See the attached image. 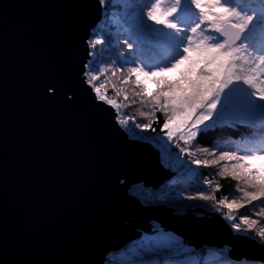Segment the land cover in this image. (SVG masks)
Segmentation results:
<instances>
[{"label":"snow or ice","instance_id":"1","mask_svg":"<svg viewBox=\"0 0 264 264\" xmlns=\"http://www.w3.org/2000/svg\"><path fill=\"white\" fill-rule=\"evenodd\" d=\"M9 7L0 5L5 40ZM59 7L67 10L59 25L62 41L51 57L28 63L22 87L31 107L78 115L77 126L99 138L102 161L92 218L74 241L84 255L32 258L36 242L28 229L10 227L5 191L0 194V264H112L110 250L123 257L121 264H238L235 249L242 241L254 245L251 264H264V167L248 163L264 161V0H124L115 10L109 0H69ZM0 74L3 108L6 55ZM132 105L139 106L142 122L125 114ZM161 118L160 133L150 135ZM217 122L254 131L235 150L191 146ZM5 131L6 122L0 123V135ZM149 140L176 145L179 156L194 166L192 172L214 166L219 177L235 181V192L228 195H218L221 183L207 177L206 190L180 193V203L195 202L192 206L207 209L204 215L218 225L175 217L188 221L182 228L145 215L159 208L171 214L158 175L178 174L186 166L177 169V157L170 151L156 154ZM136 148L148 149L154 163ZM256 205L259 209L250 212ZM125 215L139 219L128 223Z\"/></svg>","mask_w":264,"mask_h":264},{"label":"water","instance_id":"2","mask_svg":"<svg viewBox=\"0 0 264 264\" xmlns=\"http://www.w3.org/2000/svg\"><path fill=\"white\" fill-rule=\"evenodd\" d=\"M67 2L0 0V5H11L4 14L6 40L0 38V60L5 55L7 58V104L0 108V123L6 122V131L0 135V194L6 191L10 227L30 231L36 242L32 258L40 260L84 255L74 241L80 229L91 222L92 192L102 161L99 138L90 128L77 126L78 115L33 108L23 92L22 72L28 63L51 57L62 41L59 25L67 10L59 5ZM3 91L4 76L0 74V95ZM135 151L146 162L154 163L147 155L148 149ZM174 174L159 173L158 179L163 185ZM167 207L171 214L159 208L145 215L159 216L167 224L182 228L188 221L175 217H198L202 223L219 224L216 218L204 215L206 211L202 209L175 213ZM138 219L123 217L132 224ZM253 250L251 242L242 241L235 254L239 262H251L248 257Z\"/></svg>","mask_w":264,"mask_h":264},{"label":"trees","instance_id":"3","mask_svg":"<svg viewBox=\"0 0 264 264\" xmlns=\"http://www.w3.org/2000/svg\"><path fill=\"white\" fill-rule=\"evenodd\" d=\"M124 0H109L110 7L115 10V8L119 5H122ZM110 59H115V57H110ZM102 62H109V59H106ZM153 85L150 83L149 87ZM138 105L129 106L125 110V114L128 115H137L136 108ZM144 118H140L137 115V121L142 122ZM162 122V118L159 122H154L155 132L150 133V135H156L160 133V123ZM130 126L133 130L139 133L138 129H135V124L130 122ZM258 127V125H257ZM254 129L252 127H240V126H228L227 124H214L208 126V128L202 130L199 139H197L194 143L191 144L194 148H200L205 145L215 146L219 150H224L227 148H231L233 150L237 148H242L245 146L246 141L251 139ZM170 148L172 149V153L177 156L179 160V164L177 163V169L180 168V163L186 165L180 170L177 174L173 175V177L163 184L161 191L166 193L165 200L168 202L167 206H170L175 213H184L186 210H196L202 209L207 212L205 208L193 207L192 204L195 202L189 203H180L183 200V197L180 195L181 192H192L197 190H206V186H202V181L205 177L209 179H213L215 181H219L222 185L221 189L218 192V195H228L230 192H235V181L230 178H221L217 175L218 169L214 166L206 167L202 172L195 173L190 171L191 166L187 161L186 157L179 156V148L176 145L170 144ZM203 157L205 154L200 153ZM258 162H264L260 159H252L249 160L248 163L251 167ZM172 163V161H169ZM202 203V202H201ZM260 205H256L255 209L249 210L250 212L258 210ZM219 214V213H218ZM154 223V222H151ZM108 260L112 262V264H121L123 257L120 256L119 252H111L108 254ZM238 264H251V262H247L245 260H241Z\"/></svg>","mask_w":264,"mask_h":264},{"label":"rangeland","instance_id":"4","mask_svg":"<svg viewBox=\"0 0 264 264\" xmlns=\"http://www.w3.org/2000/svg\"><path fill=\"white\" fill-rule=\"evenodd\" d=\"M172 74L173 73H167V75H172ZM216 124H218V125L223 124V122H217ZM209 126H211V125H209ZM141 139H143V138L141 137ZM148 143H150L154 148H156L158 150L159 154L166 153L169 151L172 152V149L170 148V142H167L166 140L159 141V142H152L151 140H149ZM178 162H179V160H178ZM253 167L260 169V168L264 167V162H258L257 164H254Z\"/></svg>","mask_w":264,"mask_h":264},{"label":"built area","instance_id":"5","mask_svg":"<svg viewBox=\"0 0 264 264\" xmlns=\"http://www.w3.org/2000/svg\"><path fill=\"white\" fill-rule=\"evenodd\" d=\"M127 133V132H126Z\"/></svg>","mask_w":264,"mask_h":264}]
</instances>
